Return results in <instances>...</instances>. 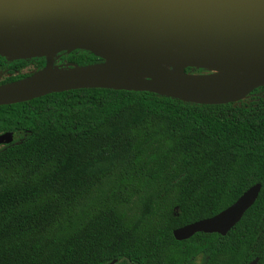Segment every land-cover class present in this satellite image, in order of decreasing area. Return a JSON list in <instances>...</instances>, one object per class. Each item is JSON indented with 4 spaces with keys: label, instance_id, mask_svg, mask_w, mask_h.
Wrapping results in <instances>:
<instances>
[{
    "label": "trees",
    "instance_id": "16d2710c",
    "mask_svg": "<svg viewBox=\"0 0 264 264\" xmlns=\"http://www.w3.org/2000/svg\"><path fill=\"white\" fill-rule=\"evenodd\" d=\"M27 62L0 55L1 84ZM259 91L239 106L110 88L0 105L13 135L0 145V264H264V86L247 95ZM254 183L223 235L173 238Z\"/></svg>",
    "mask_w": 264,
    "mask_h": 264
},
{
    "label": "water",
    "instance_id": "95a60500",
    "mask_svg": "<svg viewBox=\"0 0 264 264\" xmlns=\"http://www.w3.org/2000/svg\"><path fill=\"white\" fill-rule=\"evenodd\" d=\"M74 49L100 60L52 70L56 52ZM0 55L43 57L35 72L48 77L25 88L11 84L28 75L0 85V105L71 88L147 91L196 104L235 102L264 86V0H0ZM186 67L241 74L223 80L184 72ZM12 137L11 131L0 133V145ZM259 188L254 183L217 213L174 228L173 238L223 235Z\"/></svg>",
    "mask_w": 264,
    "mask_h": 264
},
{
    "label": "flooded vegetation",
    "instance_id": "af4514ba",
    "mask_svg": "<svg viewBox=\"0 0 264 264\" xmlns=\"http://www.w3.org/2000/svg\"><path fill=\"white\" fill-rule=\"evenodd\" d=\"M76 50H80V49H74V50H72L70 52H65V51H58V52H56L52 56V62H51V64H52L51 65L52 70H53V68H58V67H65V66H71V65H77V66H79V65L89 64V63H85L84 61L86 59H84V58L81 57V55H83V54L86 57H88V55L86 53L81 52V51L80 52H77ZM68 54L71 55L70 57H72L73 59H67L66 60V55H68ZM75 56L77 57V59H75ZM60 59H61V61H59ZM27 60H28V62L22 68H24V67H26L28 65H31L32 66L33 69L31 70V72H30V74L28 76H30L32 74H35L36 73L35 71L42 69L43 66H44V58L43 57H34V58H29ZM41 60H42V63H41ZM94 62H97V61H94ZM90 63H93V62H90ZM15 73L17 74V71L14 72L13 74H15ZM9 75H11V74L9 73Z\"/></svg>",
    "mask_w": 264,
    "mask_h": 264
},
{
    "label": "bare ground",
    "instance_id": "6f19581e",
    "mask_svg": "<svg viewBox=\"0 0 264 264\" xmlns=\"http://www.w3.org/2000/svg\"><path fill=\"white\" fill-rule=\"evenodd\" d=\"M22 47H26V41H23L21 44ZM13 50L16 53H19V49L14 47ZM178 72H180V70H177ZM241 73L236 72V71H223V70H215V71H211L210 73H206V75L208 77L211 78H216V79H223V80H228V79H233L237 76H239ZM140 77H143L144 74H139ZM48 77L44 72L41 73H35L32 74L24 79H21L15 83H12L11 86L14 87H18V88H25L27 86H29V84L32 83H39V82H44L47 81ZM71 82H75L77 79L76 77H69L68 78ZM65 82V80H58L56 81L57 84H63Z\"/></svg>",
    "mask_w": 264,
    "mask_h": 264
},
{
    "label": "rangeland",
    "instance_id": "374dc122",
    "mask_svg": "<svg viewBox=\"0 0 264 264\" xmlns=\"http://www.w3.org/2000/svg\"><path fill=\"white\" fill-rule=\"evenodd\" d=\"M32 66L31 65H28L22 69H20L18 71V73L20 74H27L29 75L31 70H32ZM191 73H201V74H206V73H210L209 71L207 70H198L196 68H193L191 70ZM16 74V73H15ZM9 76V71L5 70V69H0V85L1 84V80H3V78ZM262 97V92H255V93H252L250 95H246L244 98L238 100V101H235L233 102L234 105L236 106H239V105H248V104H251L253 102H255L258 98H261Z\"/></svg>",
    "mask_w": 264,
    "mask_h": 264
}]
</instances>
